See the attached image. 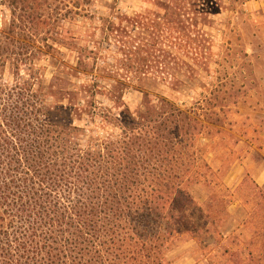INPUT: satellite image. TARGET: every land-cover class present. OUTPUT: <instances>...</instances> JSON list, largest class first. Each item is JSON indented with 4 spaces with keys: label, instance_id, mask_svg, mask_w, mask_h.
Wrapping results in <instances>:
<instances>
[{
    "label": "trees",
    "instance_id": "1",
    "mask_svg": "<svg viewBox=\"0 0 264 264\" xmlns=\"http://www.w3.org/2000/svg\"><path fill=\"white\" fill-rule=\"evenodd\" d=\"M119 2L0 0V264H166L175 238L200 231L202 140L223 133L235 96L203 30L219 1L151 0L163 23ZM99 4L107 76L67 29ZM197 90L191 106L172 99Z\"/></svg>",
    "mask_w": 264,
    "mask_h": 264
},
{
    "label": "rangeland",
    "instance_id": "2",
    "mask_svg": "<svg viewBox=\"0 0 264 264\" xmlns=\"http://www.w3.org/2000/svg\"><path fill=\"white\" fill-rule=\"evenodd\" d=\"M218 1L214 20L203 30L220 62L216 82L228 79L235 96L224 109L223 133L202 140L213 175L191 188L204 213L193 221L200 231L175 238L166 264H264V0ZM118 8L129 19H169L151 0H120ZM91 14L67 29L79 47L93 53L88 56L95 74L107 76L114 64L109 54L116 52L107 43L110 11L99 4ZM202 92L174 93L172 99L191 106ZM140 100L134 92L127 96L131 106Z\"/></svg>",
    "mask_w": 264,
    "mask_h": 264
}]
</instances>
